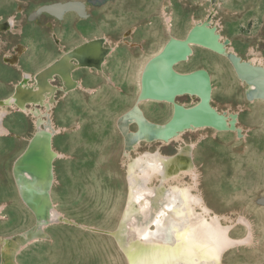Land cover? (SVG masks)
I'll use <instances>...</instances> for the list:
<instances>
[{"label":"rangeland","instance_id":"374dc122","mask_svg":"<svg viewBox=\"0 0 264 264\" xmlns=\"http://www.w3.org/2000/svg\"><path fill=\"white\" fill-rule=\"evenodd\" d=\"M58 3L81 4L83 17L70 11L57 20L42 12ZM197 21L214 26L240 58L264 66V0H0V100L10 96L24 74L33 75L83 42L102 38L108 50L101 71H74L77 86L68 92L53 79V98L35 106L55 129L50 138L56 157L49 197L58 220L44 227L42 238L17 251L14 264H127L109 234L118 225L127 195V158L115 122L134 103L146 60L170 38H183ZM175 69L206 70L211 104L227 115L228 123L234 116L226 134L206 130L201 140L202 133L183 136L195 145V190L205 204L228 218L234 238L247 230L236 219L250 225V243L226 251L221 264H264V102L246 100L245 85L225 57L210 51L192 47L188 60ZM177 101L193 103L187 97ZM139 107L153 122L161 123L171 114L169 106L159 103ZM1 112L2 246L5 239H15L12 235L34 230L33 216L17 195L11 166L35 126L31 112L12 105ZM130 130H135L133 124ZM176 147L141 144L129 154L135 157L158 148L169 155ZM185 181L190 182L189 177Z\"/></svg>","mask_w":264,"mask_h":264},{"label":"bare ground","instance_id":"6f19581e","mask_svg":"<svg viewBox=\"0 0 264 264\" xmlns=\"http://www.w3.org/2000/svg\"><path fill=\"white\" fill-rule=\"evenodd\" d=\"M208 2L211 4L216 0ZM80 5L52 4L43 6L42 12L57 20L70 11H78L82 16ZM198 22L188 28L183 38H170L154 56L146 60L140 72L138 95L132 106L115 122L125 141L123 154L127 161L123 162L128 189L119 226L113 236L125 252L128 264H221V257L226 251L251 241L250 225L245 219H236L245 224V235L232 237L228 218L212 211L195 190L196 171L192 155L195 145L183 140L187 134L202 133L198 135L201 140L206 130L226 134L229 126L234 125V116L229 118L228 123L227 115L211 104V77L206 70L179 72L175 67L188 60L192 47L210 51L225 57L237 79L245 85L246 100L264 102V84L261 81L264 66L258 65L253 58L243 60L214 26L208 21ZM103 41L98 38L83 42L33 75L24 74L10 96L0 100V116L3 107L8 105L20 112H31L34 116L31 148L15 162L22 151L11 166L15 175L23 176L20 194L34 211L41 197L35 190L28 195L27 185L34 179L39 181V188L51 182L52 160L56 157V152L50 147L55 129L48 118H42L35 106L53 98L57 89L52 84L53 79H64L66 86L62 88L68 92L77 86L72 76L74 71H101L108 54L102 46ZM29 79L32 84H29ZM182 97L191 99L193 103L186 105L178 102ZM147 102L169 106V118L161 123L147 119L139 107ZM29 105L32 107L28 110ZM131 124H136L138 130L131 131ZM2 128L0 126V133L4 131ZM155 143L163 146L176 143V151L167 155L156 148L140 152L135 157L129 154L141 144ZM187 177L190 182L185 181ZM47 199L50 205L49 194ZM52 217L53 221L58 220L57 214H52ZM33 231L38 232L36 228L29 232ZM40 234L41 237L34 241L43 237ZM23 236L25 234L16 238ZM12 239H5L2 243V264H14V255L19 250L11 253V248L4 246L5 243H15Z\"/></svg>","mask_w":264,"mask_h":264},{"label":"water","instance_id":"95a60500","mask_svg":"<svg viewBox=\"0 0 264 264\" xmlns=\"http://www.w3.org/2000/svg\"><path fill=\"white\" fill-rule=\"evenodd\" d=\"M261 78H262L261 81L264 84V74L261 76ZM59 80H60V82L62 84V87H65L66 86L65 85V80L64 79H59ZM247 84H249V82H247ZM13 90H15V89L13 88ZM173 116H174V113L172 115V118H173ZM134 126H135V129L137 131L138 130L137 125L135 124ZM119 133L121 134V136L123 138V145H124V143H125L124 137H123V135H122V133L120 131H119ZM33 138H34V136L27 140L26 146L24 147L22 154L15 159V162L25 152H27L31 148V140ZM161 146H163V145H161ZM11 175H12V179H13V182H14V185H15V189H16V192H17V195H18L20 201L22 202V204L26 208L29 209L30 213L33 216V221L34 222H33L31 228H36V230L38 231L37 233H34V231L33 232H28L29 230L24 231L21 234H25V236L20 237V238H16L18 236L17 234L12 235V237L15 238V243H10L9 245H7L5 243L4 246L5 247L7 246V247L11 248V253H13L16 250H20L26 244H28V243L34 241L35 239L41 237V234L40 233L44 232V227H46L47 225H49L53 221V217H52V214L50 213L52 207L49 205V202H48V199H47L48 198V194H49V190H50V187H51V182L49 181L46 184H44L43 186H41V188H39V181H37V180L34 179L31 182H29V184L27 185L29 187V192L27 193L28 195H31L32 190L33 191L35 190V191L39 192L40 197H41V201L39 202V205L37 206V210L34 211L33 209H31L28 206V204L25 202V199L20 194V189H22L21 188V186H22L21 184H22V177L23 176L20 175L18 177L17 175H15V172L13 170V167L11 169ZM126 181H127V178H126ZM127 189H128V186H127ZM118 226H119V222H118V225H117L116 229L114 231H112V232H109V234H111L113 236V232H115L118 229ZM114 240H115L118 248L120 249V251L124 255V258L126 260V263L128 264V260H127V257H126L125 252L121 249L120 245L118 244V242H117V240L115 238H114ZM1 262H2V254H1V245H0V264H1Z\"/></svg>","mask_w":264,"mask_h":264}]
</instances>
